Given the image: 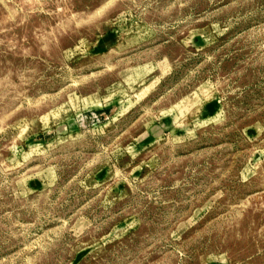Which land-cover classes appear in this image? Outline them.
I'll list each match as a JSON object with an SVG mask.
<instances>
[{
	"label": "rangeland",
	"instance_id": "374dc122",
	"mask_svg": "<svg viewBox=\"0 0 264 264\" xmlns=\"http://www.w3.org/2000/svg\"><path fill=\"white\" fill-rule=\"evenodd\" d=\"M0 264H264V0H0Z\"/></svg>",
	"mask_w": 264,
	"mask_h": 264
}]
</instances>
